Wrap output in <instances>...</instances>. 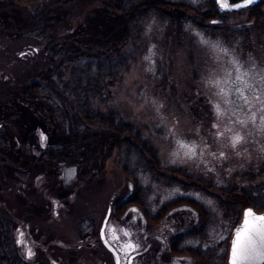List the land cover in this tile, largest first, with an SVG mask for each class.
<instances>
[{
    "label": "rangeland",
    "instance_id": "374dc122",
    "mask_svg": "<svg viewBox=\"0 0 264 264\" xmlns=\"http://www.w3.org/2000/svg\"><path fill=\"white\" fill-rule=\"evenodd\" d=\"M84 1L49 0L48 15L65 13L60 14L62 20L53 28L59 30V40L68 37L83 20L89 24L93 14L88 10L101 3L109 7L111 3L95 0L88 6ZM172 1L180 5L183 1L196 4L203 0ZM56 6L57 11L52 12ZM170 11L171 24L147 18L140 21L143 31L137 46L131 49L127 40L122 45L121 49L132 51L131 61L109 89V106L150 140L162 166L182 169L225 189L246 186L247 177L262 172L253 186L264 187V27L259 28L242 10L217 20L223 28L233 30L235 34L230 38L208 35L199 27L203 21L193 26L186 21L180 24L177 34L178 17H187V12H181V8ZM28 14L26 7L13 0H0V216L10 218L16 226L11 248L26 264H114L103 245L88 244L98 239L109 202L129 192L130 185L112 158L106 162L102 179L87 186L74 183L73 167H62L41 157L45 137L50 139L60 132L62 119L42 96L31 95L25 89L32 82L46 81L44 60L49 58V53L39 50L29 36ZM98 28L97 36L103 43L109 38L114 42L127 38L119 28L116 35L101 37L105 30ZM108 46L115 49L118 45ZM237 67L247 73L242 79L248 88L234 83ZM217 80L227 96L218 94L219 88L214 86ZM237 87L248 97L247 104L235 91ZM237 135L241 139L233 147ZM138 178L149 188L150 197H145L150 215L156 219L163 216L156 210L172 199L190 198L201 204L210 214L207 239L196 238L187 244L205 248L221 242L219 251L227 250L224 264H228L243 212L238 224L233 225L223 216L217 201L221 192L217 189L183 190L142 173ZM256 212L263 214L264 209ZM194 217L196 211L185 205L173 209L168 220L150 223L136 205L119 219L110 213L108 221L119 226L136 246L137 256H132L130 264H191L189 259L170 253L169 240L187 229Z\"/></svg>",
    "mask_w": 264,
    "mask_h": 264
},
{
    "label": "trees",
    "instance_id": "16d2710c",
    "mask_svg": "<svg viewBox=\"0 0 264 264\" xmlns=\"http://www.w3.org/2000/svg\"><path fill=\"white\" fill-rule=\"evenodd\" d=\"M13 1L28 9L29 36H32L39 50L49 53V58L44 60L48 74L46 81L32 82L25 89L31 95L42 96L56 108L55 113L62 119L60 132L50 139L45 137L40 147L41 157L62 167H73L74 183L87 186L102 179L106 162L112 158L130 185L129 192L112 200L111 213L114 218H121L127 210L137 205L148 222L155 220L159 223L166 218L168 220L170 212L176 207L188 205L196 211L197 217L192 218L187 229L179 231L177 236L169 240L170 253L189 259L191 264H224L227 250L219 251L221 242L205 248L187 244L196 238L207 239L205 232L210 220L207 210L194 199L175 198L156 210L163 215L156 219L150 215L151 207L147 201V197H150L149 188L142 185L138 176L142 173L151 180L166 186H181L183 190L207 192V187L217 189L221 192L217 201L221 204L223 216L237 225L245 208L252 207L257 211L264 209V187L253 186L262 172L247 177L246 186L225 189L212 185L200 176L187 174L182 169L164 167L150 140L109 106L112 99L109 89L120 80L131 61L132 51L121 47L126 40L130 42L131 49L137 46L143 31L140 21L155 17L168 20L171 24L172 15L169 11L181 8V12H187V17H178L177 34L182 28L180 24L186 21L191 26L203 21L204 25L199 27L206 30L208 35L227 39L235 34L232 29L223 28L221 23L213 24V21L223 17L213 1L203 0L196 4L183 1L178 5L172 0H111L109 7L101 3L102 6L88 10L93 14L89 24L83 20L62 40H59V30L54 31L53 28L62 20L60 14L65 13L57 12V17L48 15L49 0ZM87 1L85 4L92 6L95 0ZM263 4L264 0L246 9L248 17L259 28L264 27ZM56 11L57 6L52 9V12ZM112 13L115 14L114 18L111 17ZM188 13L193 15L189 16ZM208 21H212L210 25L205 24ZM98 26L105 30L101 37L109 33L116 35L115 30L119 28L127 38L118 42L109 38L103 43L97 36L100 32ZM83 45L95 46L87 48ZM108 45L118 46L112 49ZM145 194L148 196L145 197ZM15 227L13 220L0 216V264H26L11 248Z\"/></svg>",
    "mask_w": 264,
    "mask_h": 264
},
{
    "label": "snow or ice",
    "instance_id": "6c2138e0",
    "mask_svg": "<svg viewBox=\"0 0 264 264\" xmlns=\"http://www.w3.org/2000/svg\"><path fill=\"white\" fill-rule=\"evenodd\" d=\"M221 6L224 8L231 7L228 0H218ZM246 3H250L251 0H245ZM237 75L235 77V82H240L243 84L244 88H248L249 85L242 79L247 73H241L240 69L236 68ZM231 77V73H227ZM224 83H228L225 80ZM214 86L219 88V93L227 96L228 93L224 91L221 87V81L217 80L214 82ZM235 91L244 100L245 104L248 103V97L244 95L242 88L237 87ZM260 100V97H256ZM264 105V101H261ZM218 115L220 113L219 105L216 106ZM264 110V108H262ZM254 119V117H253ZM264 121V117L261 118ZM240 123H244L240 121ZM215 127V125H214ZM43 139V137H42ZM241 137L238 135L233 137V147L240 142ZM131 247V245H128ZM264 260V216H258L253 213L251 209L244 212V219L239 228L236 229L235 236L232 240L230 264H254L255 261Z\"/></svg>",
    "mask_w": 264,
    "mask_h": 264
},
{
    "label": "flooded vegetation",
    "instance_id": "af4514ba",
    "mask_svg": "<svg viewBox=\"0 0 264 264\" xmlns=\"http://www.w3.org/2000/svg\"><path fill=\"white\" fill-rule=\"evenodd\" d=\"M110 208L111 207H109L108 210H110ZM108 219H109V214L107 217V223L104 228L105 238L116 249L117 254H118V264H121V262L124 263V261L130 264L132 260V256L133 258L137 256L136 246L135 245L132 246L131 241L125 238L123 234L124 231L121 228H119V226H116L115 224L110 223ZM94 243L96 244V243H101V242L99 239H97L94 241ZM128 245H131V247H128ZM133 248H134V251L132 252V254H129L128 252H130ZM16 254H18L17 250H16ZM17 256L19 257L20 255L18 254ZM21 261L24 262L23 259H21Z\"/></svg>",
    "mask_w": 264,
    "mask_h": 264
},
{
    "label": "water",
    "instance_id": "95a60500",
    "mask_svg": "<svg viewBox=\"0 0 264 264\" xmlns=\"http://www.w3.org/2000/svg\"><path fill=\"white\" fill-rule=\"evenodd\" d=\"M214 5H215V8L217 9V11L220 13V14H226V13H230V12H236V11H242V10H245L247 8H249L250 6L260 2L261 0H251L250 3H246L245 0H228V3L230 5H232L231 7H228V8H224L221 6V3L218 2V0H212ZM216 23V21H215ZM248 209H251L253 211L252 208L248 207L246 208L244 211H243V217H242V221L240 223V225L237 227L239 228L243 222V219H244V212ZM253 213L255 215H258V216H264V214L262 215H259L257 213H255L253 211ZM104 226H105V221L103 222L102 224V227L100 229V241L103 243V245L112 253L113 257H114V262L117 264L118 263V256H117V252L115 251V249L106 241V239L104 238ZM236 228V229H237ZM231 248H232V245H231ZM230 256H231V249L229 251V260H228V264H230ZM254 264H264V260H258V261H255Z\"/></svg>",
    "mask_w": 264,
    "mask_h": 264
}]
</instances>
